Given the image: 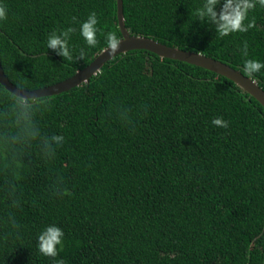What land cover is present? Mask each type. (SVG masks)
I'll return each instance as SVG.
<instances>
[{
  "label": "trees",
  "instance_id": "1",
  "mask_svg": "<svg viewBox=\"0 0 264 264\" xmlns=\"http://www.w3.org/2000/svg\"><path fill=\"white\" fill-rule=\"evenodd\" d=\"M203 2L124 0L126 27L241 72L247 59L264 61V7L249 10L248 31L221 36L199 20ZM0 6V59L20 88L69 78L107 48L105 33L122 38L117 0ZM93 11L100 32L90 47L79 25ZM69 27L71 60L47 48ZM250 77L264 89V69ZM53 223L65 235L48 256L38 236ZM60 260L263 264L264 106L223 75L148 50L117 55L89 83L52 96L23 99L0 83V264Z\"/></svg>",
  "mask_w": 264,
  "mask_h": 264
},
{
  "label": "clouds",
  "instance_id": "2",
  "mask_svg": "<svg viewBox=\"0 0 264 264\" xmlns=\"http://www.w3.org/2000/svg\"><path fill=\"white\" fill-rule=\"evenodd\" d=\"M257 3L264 7V0H204L199 11V20L213 25L215 31L221 36L235 32H246L252 27L251 23H245L248 12ZM5 18L6 9L0 6V20ZM97 25V13L94 11L79 25L80 35L90 47H95L98 43L97 34L100 29ZM75 30L69 27L67 30L53 31L47 38V48L54 51L58 56L71 60L73 58V46L70 44V34ZM104 35L107 44L106 51L111 50V54L117 53L122 41L114 32L109 31ZM247 47V43H245L243 48L244 55H247ZM84 56L85 50L81 48L78 59H83ZM262 69H264V61L247 59L244 61L242 70L248 76H252L261 72ZM212 124L218 127H228V121L221 117L214 118ZM51 139L57 144H61L64 141L62 135H54ZM64 235V230L60 226L54 223L49 224L38 236L40 251L48 256H56L63 247ZM57 264H64V262L60 260Z\"/></svg>",
  "mask_w": 264,
  "mask_h": 264
},
{
  "label": "water",
  "instance_id": "3",
  "mask_svg": "<svg viewBox=\"0 0 264 264\" xmlns=\"http://www.w3.org/2000/svg\"><path fill=\"white\" fill-rule=\"evenodd\" d=\"M117 12L119 27L122 33V38L120 39L122 42L117 53L111 54V50L106 51L105 48L90 64L77 70L73 76L55 84L36 89H25L16 86L5 73L0 59V83L11 93L23 99L52 96L69 91L83 83H89L91 77L100 72L102 67L117 55L127 53L131 50H148L156 53L162 58L184 61L223 75L234 81L239 87L255 97L264 106V89L254 78L219 59L207 56L201 52L170 46L151 37L131 34L126 27L124 0H117Z\"/></svg>",
  "mask_w": 264,
  "mask_h": 264
}]
</instances>
